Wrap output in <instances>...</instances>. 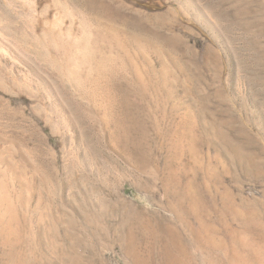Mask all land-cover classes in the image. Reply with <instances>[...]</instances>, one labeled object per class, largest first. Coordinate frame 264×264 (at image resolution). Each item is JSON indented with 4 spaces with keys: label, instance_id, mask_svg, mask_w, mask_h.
<instances>
[{
    "label": "rangeland",
    "instance_id": "rangeland-1",
    "mask_svg": "<svg viewBox=\"0 0 264 264\" xmlns=\"http://www.w3.org/2000/svg\"><path fill=\"white\" fill-rule=\"evenodd\" d=\"M0 14V264H264V0Z\"/></svg>",
    "mask_w": 264,
    "mask_h": 264
},
{
    "label": "bare ground",
    "instance_id": "bare-ground-1",
    "mask_svg": "<svg viewBox=\"0 0 264 264\" xmlns=\"http://www.w3.org/2000/svg\"><path fill=\"white\" fill-rule=\"evenodd\" d=\"M8 24L9 23H7L6 22V20H4V17L0 14V30H2L5 34H10V36H11V33L9 32V28H11V26L9 27L8 26ZM12 29V28H11ZM11 31V30H10ZM0 35H1V33H0ZM2 36V35H1ZM0 36V52H2V54L4 53V52H8V51H10V46H9V43H8V41L6 42L2 37ZM22 41H24V40H26L25 39V37L23 36L22 37ZM83 42V41H82ZM85 48V47H84ZM87 48V47H86ZM80 65V64H79ZM71 71V70H70ZM73 72V71H72ZM73 74V73H72ZM76 74V73H75ZM77 75V74H76ZM69 76V75H68ZM77 78V77H76ZM78 81H80V80H78ZM80 82H82V81H80ZM79 83V82H78ZM82 84V83H81ZM1 180V179H0ZM3 180V179H2ZM24 181V180H23ZM2 182H4V181H2ZM1 181H0V185L2 186V183ZM4 186H5V183L3 184ZM6 188H8V187H6ZM1 189H3V188H1ZM7 190V189H6ZM6 190H2L3 192H4V194L6 193ZM1 191V190H0ZM0 193H2V192H0ZM8 194V193H7ZM6 194V195H7ZM3 195V194H2ZM2 200L4 201V202H8V197H6L5 195L2 197ZM3 202V203H4ZM7 205H9V203L7 204ZM11 205V204H10ZM4 206V205H3ZM5 207V206H4ZM8 208H9V206H8ZM10 210V209H9ZM9 212V211H8ZM15 212V211H14ZM6 214H8V213H6ZM11 214V213H10ZM12 222V221H11ZM11 224V223H10ZM9 225V224H8ZM16 231V230H15Z\"/></svg>",
    "mask_w": 264,
    "mask_h": 264
}]
</instances>
